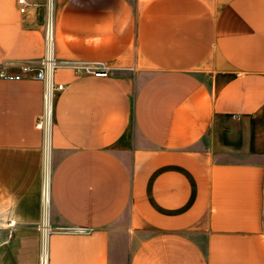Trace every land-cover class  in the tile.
Wrapping results in <instances>:
<instances>
[{"label": "crops", "instance_id": "0c3cea01", "mask_svg": "<svg viewBox=\"0 0 264 264\" xmlns=\"http://www.w3.org/2000/svg\"><path fill=\"white\" fill-rule=\"evenodd\" d=\"M28 1L0 67L53 12L64 88L47 135L44 82L0 77V264H264V0Z\"/></svg>", "mask_w": 264, "mask_h": 264}, {"label": "built area", "instance_id": "2783aa9c", "mask_svg": "<svg viewBox=\"0 0 264 264\" xmlns=\"http://www.w3.org/2000/svg\"><path fill=\"white\" fill-rule=\"evenodd\" d=\"M21 12H26L30 3L28 0H17ZM44 41L46 45V56L34 62H21L18 64V71L10 73L7 71V64L0 67V77L8 80H21L24 78H34L44 82L43 90V109L37 118L36 128L44 131L47 135L50 134L53 127V114H54V98L57 90H62L64 84L54 83L53 74L58 67V62L54 58V42H55V25L53 12L48 13L44 22L43 29ZM78 72L94 73L97 76L107 75L106 68L94 69L87 64H78L75 66ZM46 152L49 154V143L45 144ZM42 200L46 207L50 203V178L48 170L43 177L42 185ZM43 233L45 236L48 234V225L43 223ZM40 264H48V256L44 248L40 256Z\"/></svg>", "mask_w": 264, "mask_h": 264}, {"label": "rangeland", "instance_id": "374dc122", "mask_svg": "<svg viewBox=\"0 0 264 264\" xmlns=\"http://www.w3.org/2000/svg\"><path fill=\"white\" fill-rule=\"evenodd\" d=\"M48 175H49V178H50V168L48 169ZM122 246H125L124 245V242L121 243ZM124 264V263H123Z\"/></svg>", "mask_w": 264, "mask_h": 264}]
</instances>
